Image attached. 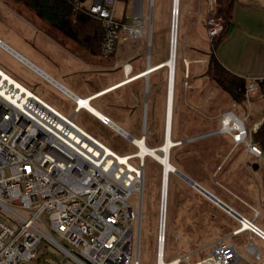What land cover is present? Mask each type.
Segmentation results:
<instances>
[{
    "label": "built area",
    "instance_id": "obj_1",
    "mask_svg": "<svg viewBox=\"0 0 264 264\" xmlns=\"http://www.w3.org/2000/svg\"><path fill=\"white\" fill-rule=\"evenodd\" d=\"M116 3L117 0H89L88 7L82 8L100 22L104 34L100 55L104 59L115 52L120 38L137 39L144 33L141 14L135 12L130 23L118 20L115 17ZM215 11L216 0H207L205 27L210 42L223 30ZM177 14L172 6L170 33ZM13 53L49 80L22 56ZM121 69L123 80L106 89L135 76L130 62L122 63ZM184 85L188 86V83L185 81ZM63 90L74 103L69 116L0 68V207L8 214L0 216V264H29L39 254L42 237L56 244L79 264H140L144 158L138 154L140 146L136 140L146 142V132L143 129L138 137H134L125 130L119 131L109 116L96 114L80 102L83 99L89 102L104 91L82 97ZM256 90L258 82L248 81L245 96ZM237 107L233 102L230 109L220 113L219 128L203 135L228 133L234 142L245 143L251 153L264 160V151L252 140H247L259 124L246 128L247 114L239 117L234 111ZM81 109L123 134L136 150L117 154L76 124L72 118ZM167 126L165 102L163 137ZM176 142L180 143V140ZM134 159L136 162L132 161ZM135 193L138 194L137 207L130 201ZM44 213L48 226L42 219ZM254 214H257L256 210ZM165 217L166 199L160 197L154 264H171L172 261L180 264L181 257L165 260ZM239 222L241 226L233 233L244 228V222ZM245 227L264 240V232L251 224H245ZM53 233L59 235L66 245L58 242ZM246 250L254 258H259V251L251 240ZM184 258L189 264V255ZM240 261L235 244L220 238L213 243L210 254L197 262L254 264Z\"/></svg>",
    "mask_w": 264,
    "mask_h": 264
},
{
    "label": "rangeland",
    "instance_id": "obj_2",
    "mask_svg": "<svg viewBox=\"0 0 264 264\" xmlns=\"http://www.w3.org/2000/svg\"><path fill=\"white\" fill-rule=\"evenodd\" d=\"M148 1L150 2L149 7L152 13L150 44L146 45L145 39H141L144 42L142 41L138 44L143 57L141 60L137 59V65L140 63V66L135 67L134 72L146 65L147 52L151 63H156L169 55L171 41L169 19L171 21L170 7L172 9L173 1L143 0L144 13L149 12V8H147ZM88 4L89 0H83L79 5L81 8L86 9ZM131 6L132 0H117L115 17L118 20H122V17L127 15L126 21L131 22ZM179 6L180 15L177 23L176 46L178 64L175 72L170 136L173 140L183 141L170 149V162L187 176L201 181L203 185L227 200L226 192L217 183L220 178H214L211 175V170L215 161L219 160L220 154H224L226 151L230 139L225 134L220 136L214 135L215 133L203 134L219 127L217 118L211 120L205 116L210 115V108L215 111L230 109L233 101L229 94L213 81L212 84L215 89L212 93H209L208 89L200 90L198 87L191 88L184 85V80L189 82L183 76L184 66L181 59L182 55H188L185 51V43L191 44L197 39L199 47L209 53L211 51V42L207 37L206 27L204 28V25L202 27L203 19L206 15L204 0L196 1L192 8L183 6L181 1ZM17 16L25 17L27 21H31L38 28L40 33L38 35L34 34L37 37L28 34L25 28L26 24H22L21 19ZM143 21L145 20L143 19ZM144 27L146 28L145 22ZM0 31L5 33L0 34L3 40L43 68L44 66L41 65L38 57L44 61L48 59L47 50L49 48L52 49L51 44H53L48 38L57 41L60 38L65 39V45L68 43L76 44L70 37L64 35L50 23L39 18L24 5L13 0H0ZM143 36L142 38H145ZM138 42L139 39L124 42L120 38L117 44V52L127 44L136 45ZM119 55L109 61L96 58L97 62L95 65L104 67V70L94 72L86 69L89 71L87 72L89 76L87 84L89 87H91L92 81L97 86H102L123 78L121 65H115L121 59ZM197 65L199 64L195 66ZM0 68L63 114L71 115L74 103L65 96L66 94L64 95L59 89L21 63L2 47H0ZM166 71L165 68H161L150 73L147 79L140 78L134 82L125 83L128 85L94 98L89 104L109 116L111 120L115 121L134 137H138L144 129L146 132V144L150 147L157 146L163 140ZM77 81L80 84L83 83L79 78ZM258 90L250 92L246 99L239 102L238 107L234 109L238 115L241 112L247 114L246 128L264 110V93H260ZM192 94L196 95L195 100L191 98ZM197 96H199V100H196ZM203 100L207 105L200 112L201 106L199 102ZM134 107H139L138 117L132 113ZM212 112L214 111L212 110ZM72 119L117 154H128L136 150V147L123 134L101 123L84 109L76 112ZM197 135L201 136L190 139ZM247 140L251 141L249 135ZM132 161L136 162V159ZM161 172V165L151 157L146 156L144 159L142 218L139 238L140 264L155 263L158 206L162 185ZM236 181L238 182L239 180ZM259 187L264 189L263 177L259 180ZM130 201L137 207L138 194L135 193ZM9 205L11 204L9 203ZM217 206L195 188L191 187L180 175L176 173L169 174L165 217V260L181 257L180 264H187V260L184 258L185 255H189L188 261L194 263L210 254L212 242H210L211 234L209 233L215 225V221L221 222L226 219L224 213ZM3 214L5 216L8 215L0 207V216H3ZM42 219L48 226L45 213L42 214ZM136 227L137 221L134 223V236L136 235ZM53 236L58 242L65 244L59 235L53 233ZM230 239L237 243L240 242L239 237H230ZM39 247L38 256L32 259L29 264H79L73 257L45 237H42ZM236 248L238 252L243 251V246L240 244L236 245Z\"/></svg>",
    "mask_w": 264,
    "mask_h": 264
},
{
    "label": "crops",
    "instance_id": "obj_3",
    "mask_svg": "<svg viewBox=\"0 0 264 264\" xmlns=\"http://www.w3.org/2000/svg\"><path fill=\"white\" fill-rule=\"evenodd\" d=\"M180 1L182 2V5L187 6V8L190 7L192 8V6L196 1L199 2V0H179V3ZM204 3H205L206 15H207V0H204ZM149 6H150V2L148 1L147 8H149L148 9L149 12L144 13L143 0H132L131 17L133 19L135 12H139L141 14L140 17L141 25H142V30L144 32L143 35H145L142 36L145 38H142V36L140 38H137V40L139 39V42L136 45L127 44L124 48L119 49L118 52L116 48L115 52L107 59L102 58L100 53L99 54L89 53L73 39L72 40L76 44H69L67 42L68 44L65 45L66 43L65 39L60 38L57 41L55 39L48 38L49 41L53 43L51 44L52 49L49 48L47 50L48 59H45L46 61H44L40 59V57H38L39 62L41 63L42 66H44V68L41 67L36 62H34L33 60H31L29 57L24 56L15 47L7 43L1 37H0V42L4 45H0V47L5 49L8 53L13 55L14 57H16V55H14L13 52L22 56L27 62H29V64H32L43 74L49 77V80L47 81L51 83L53 86H55L57 89H59L64 95L65 93L63 89H67L75 93L76 95L82 97L90 96L97 92L104 91L95 97L97 98L99 96L110 93L116 90L117 88L128 84H123L121 86L112 89L111 88L106 89L109 86L123 80L124 78L123 76V78L120 80L102 86H97L94 83V81L92 82L90 81L91 87H89L87 84L89 81V76L87 75V72L89 71H87L86 69H89L90 71H94V72H99L104 70V67L95 65L97 62L96 58H101L103 61L104 60L109 61L112 58H114L116 55L120 54L119 57L121 59L119 62H116L115 65H119V64L121 65L124 62H130L132 68L131 72L132 74H135L145 69L147 66H155L156 64H158V62L164 60L167 57L166 56L165 58L157 61L156 63H151V61L149 60V54L147 52L148 56H147L146 65L143 68H140L134 72V68L140 66V63L139 65H137L136 62L138 61L137 59L139 58V60H141L143 57L142 56L143 53L138 44H140L142 41L144 42V40L141 41V39H145L146 45L150 44L152 13ZM13 13L15 14V12ZM178 14L180 15V9ZM170 15H171V11H170ZM206 15L203 19V24H202V27L204 25V28H205ZM17 17L21 19L22 24H26L25 28L26 31H28L29 35L36 36L38 35V33H40L38 28L31 21L29 20L27 21L25 17H21V16H17ZM124 17H125L124 21L127 22L126 18H128V16L124 15L122 18ZM143 19L145 21H143ZM144 22L146 28L144 27ZM169 29H170V19H169ZM0 34H5V33L0 31ZM129 40L133 41L136 39H126V40L124 39L123 41L129 42ZM8 48L12 52L7 50ZM185 51L188 55H182L181 59L184 66L183 76L187 78L190 82L189 83L187 80H184V82L186 81L188 83V86L186 87H191V88L198 87L200 90L208 89L209 90L208 92L212 93L215 89V86L212 84L213 80L206 73L209 53L201 49V47H199L197 39H195L191 44H187L186 42ZM214 54L218 57L220 62L228 70L246 78L247 81L256 80L257 82H259L260 80L264 79V0H235L230 12V26L228 32L221 39V41H219L218 44L215 46ZM16 58L21 63L28 66V68L39 74L36 70L32 69L26 62H23L18 57ZM176 60L178 59L176 58ZM196 64L199 65L195 66ZM161 68H165L167 70L165 66H162L156 70H159ZM154 71H151L150 73ZM175 72H176V64L174 68V82H175ZM150 73L146 74L145 76H141L134 80H131V82H134L135 80L140 78L147 79ZM78 78L81 79V81L83 82L82 84H80V82L77 81ZM166 82H167V71H166ZM166 93L167 92H165V100H166ZM173 94H174V88H173ZM195 96L196 95L192 94L191 98L195 100ZM197 97L198 98L196 100H199V96ZM199 103L201 106L199 111L202 112L203 108H205L207 104L205 103L204 100ZM90 106L93 107L96 111H98L99 114H104L94 106L92 105ZM212 110L214 112H212ZM226 110L228 109H224L222 111L221 110L215 111L213 108H210V113H209L210 115H205V116L211 120L217 118L219 121L220 113ZM88 113L91 114L90 112ZM132 113H134L138 117L139 107H134ZM244 115L246 114L241 112V114L238 116L243 117ZM263 117H264V110L262 111L261 115L255 121H253L251 125L248 126V128L251 127L253 124L256 123L259 124L262 121ZM245 122L246 120L244 121V125ZM113 123L117 127L124 130V128H122L115 121H113ZM218 128L214 130H217ZM221 134L223 135L225 134L229 137L230 139L229 145L226 148L224 154H220L219 160L215 161L214 166L211 170V175L214 178L216 177L220 178V180L217 183L226 192L227 200L223 199L222 197L217 195L215 191L203 185L201 181L195 178L192 179L195 180L204 188H206L209 192L214 194L216 197H218L228 206H230L238 214H240L248 222V224H251L256 228H258L259 230H261L262 232H264V189L259 187V180L261 179V177L264 178V160L262 159V157L251 153L248 150V147L245 143L234 142L228 133L215 132L214 135L220 136ZM169 159H170V153H169ZM236 180L239 181L237 182ZM217 207L224 213L226 219H223V221L221 222L215 221V225L212 227L209 233L211 234L210 242H212V245L216 240L220 238H224L234 243L235 246L238 244L243 246L242 249L243 251L238 252L241 256V261H240L241 263L245 261H250L254 264H264V240L257 233L251 231L247 227L241 228V230L238 233H233L235 229L241 226V223L236 217L226 212L223 208H221L220 206ZM254 210L257 211L256 215L254 214ZM230 237H239L240 242L239 243L234 242L230 239ZM250 240L258 249L259 258H254V256L251 255L246 250V246L248 244L247 241L249 242Z\"/></svg>",
    "mask_w": 264,
    "mask_h": 264
},
{
    "label": "trees",
    "instance_id": "obj_4",
    "mask_svg": "<svg viewBox=\"0 0 264 264\" xmlns=\"http://www.w3.org/2000/svg\"><path fill=\"white\" fill-rule=\"evenodd\" d=\"M13 1L24 5L28 10L50 23L64 35L76 41L89 53H100L104 34L100 22L79 7L80 2L83 0ZM234 2L235 0H216L215 15L220 17L223 30L211 40V51L208 54L206 73L221 89L229 94L233 102L239 103L246 99L247 79L228 70L214 54L215 46L228 32L230 12ZM122 20L124 21L125 17ZM258 88L260 92L264 93V79L258 82ZM250 137L252 142L264 151V117Z\"/></svg>",
    "mask_w": 264,
    "mask_h": 264
},
{
    "label": "bare ground",
    "instance_id": "obj_5",
    "mask_svg": "<svg viewBox=\"0 0 264 264\" xmlns=\"http://www.w3.org/2000/svg\"><path fill=\"white\" fill-rule=\"evenodd\" d=\"M173 6H174V11L179 12V0H173ZM178 15H174L173 19V28L171 34V43L169 45V55L162 61L158 62L152 69L150 66H147L145 69L135 73L134 77L132 80L145 76L146 74L150 73L151 71H154L162 66H165L170 70V78L168 81V76H167V82H166V105H167V120H168V126H167V131L165 136L163 137L162 143H160L157 146L150 147L146 144L145 141L140 140L139 138L136 140V142L140 146V150L138 154L145 159L146 156L151 157L154 161L159 163L162 167V185H161V200L166 199V204H167V193H168V177L170 173H177L176 167L170 162L169 159V153L170 149L176 145L179 144L176 142V140H173L170 136V124H171V118H172V110H173V88H174V68L176 64V46H177V23H178ZM173 72V74H172ZM172 78V80H171ZM131 79H128L127 81L118 84V86H121L125 83L130 82ZM169 83V84H168ZM118 86H115L113 88H116ZM112 89V88H111ZM110 89V90H111ZM82 104H84L86 107H88L92 112L99 114L98 111H96L93 107L90 106L89 102L87 99H83L80 101ZM244 228H245V223H244ZM171 264H175L174 261H172ZM189 264H203L202 262H196V263H190Z\"/></svg>",
    "mask_w": 264,
    "mask_h": 264
},
{
    "label": "water",
    "instance_id": "obj_6",
    "mask_svg": "<svg viewBox=\"0 0 264 264\" xmlns=\"http://www.w3.org/2000/svg\"><path fill=\"white\" fill-rule=\"evenodd\" d=\"M172 26H173V24H172ZM171 41H172V39H171ZM0 45H4V44H2L0 42ZM153 67L154 66H150L151 69ZM172 74H173V72H172ZM167 76H168V81H169V78H170V70L169 69H168V72H167ZM171 80H172V78H171ZM115 128H117L119 131H123L121 128L117 127L116 125H115ZM182 141L183 140H180V143ZM176 171H177L178 175H180L187 183H189L193 188H195L197 191H199L201 194H203L209 200H211L212 202H214L215 204H217L218 206H220L221 208H223L226 212L230 213L231 215H233L234 217H236L238 220H241L245 224H248V222L240 214H238L235 210H233L230 206H228L226 203H224L222 200H220L214 194H212L211 192H209L206 188H204L203 186H201L199 183H197L195 180H193L192 178H190L189 176H187L185 173H183L178 168H176Z\"/></svg>",
    "mask_w": 264,
    "mask_h": 264
}]
</instances>
